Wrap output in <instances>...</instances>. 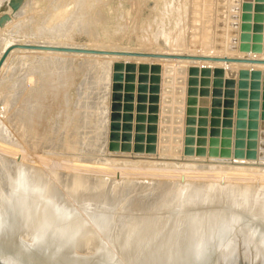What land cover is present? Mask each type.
I'll return each instance as SVG.
<instances>
[{
	"label": "rangeland",
	"instance_id": "rangeland-1",
	"mask_svg": "<svg viewBox=\"0 0 264 264\" xmlns=\"http://www.w3.org/2000/svg\"><path fill=\"white\" fill-rule=\"evenodd\" d=\"M20 1L0 0V17L7 15L10 18L9 21L7 20L8 18L3 20L2 25H0V52L9 42L38 44L56 42L68 46L75 45L78 47L100 48L105 50L156 51L205 55L218 54L264 58V0H261V9H263L261 11L263 16L261 26L263 28L259 31V34L263 36L261 41L257 39L258 32L253 30V27L256 26V21L252 18L250 21H246L250 24L249 29L242 30L241 28V24L244 22L241 19L243 14L248 12L253 17L256 13L254 10L255 6L260 0H24L19 10L14 11L15 9L13 10L11 3L17 2L18 4ZM246 2H250L252 5L250 11H243V5ZM233 20L234 22H238L236 28L231 25ZM243 37L245 40H243ZM253 37H256L257 40L253 39ZM233 38H235V42L232 41ZM242 42L261 44L263 51L261 53H253L247 50L246 52L240 51L238 46ZM229 44H236L237 50H227V45ZM215 45L221 46L222 48L215 50ZM12 52L6 58L7 61L4 64L6 67L3 66L4 69L0 72V127L4 129H0V133H2V135L0 134V143H3L0 144V146L3 145L0 148L2 150L0 151L2 153H0V206L2 204V197L4 198L10 192L11 182L8 170L11 168L10 164L12 165L16 160L25 163L28 162L37 167L41 166L40 168L41 170L44 169V172L46 170L45 168H47L46 175H48L49 180L56 187L55 190L58 196L61 199L63 198V201L70 203L73 211H79L83 215H85V212L88 215L93 212L94 214L98 213L97 215L99 213L102 214L104 218L101 215H99L100 218H95L97 215L95 214V216L93 214L97 222L99 221L102 224L109 218L108 216H114L113 218H116L115 215H118V213L119 217L121 214L129 215V213L132 217L133 214L137 217H142V215L145 217V215L159 214L161 212V214H165V209L163 208L166 207L167 200L173 197L172 195L176 192L174 186L178 176L175 177L177 171L173 163L189 162L188 160L182 161L180 159L183 157L186 158L185 156L199 158L193 159L192 161L191 159L189 160L191 163L194 162L197 165L195 168V164L193 163V168H195L193 170L194 174L197 173L198 175L202 171L204 173L203 175L200 174L201 176L193 174V178L190 179L188 184L193 185L192 187L196 186V188L203 186L206 190L208 189V184L204 182L210 179V174L207 178L203 179L204 181L201 179L199 180L201 182H199L196 179H200L202 176L204 178L209 173L207 165L212 164V162H217V159L222 160V157H217V159H215L216 157L208 156L200 157L208 152L209 149L211 150L212 147L216 148L217 156H221L223 152H227V155H229L234 150L235 153L237 152V155L244 156L242 159L245 162L240 164H245L246 167H259L260 165L264 167V66H254L244 63L230 64L228 66V68L235 70V74L229 77L223 76L222 78L223 80L232 78L235 81L233 116L231 117L230 126H227L223 117H221L220 131L222 133L223 130L226 134L224 136L219 135L214 139L208 133L203 134L201 132L203 125L199 115L197 116V113L188 111L189 106L199 108L198 100L202 96L199 90L202 86L204 87L202 84H212L213 76L212 74L209 76L201 74L191 75L187 71V68L192 66V64H197L198 66H202L203 64L222 66L220 63L212 64L209 61H193L192 63L191 60L177 62L176 60L111 57L110 55L82 53H76L75 55L74 53L62 52L42 53L39 50L26 49H14ZM117 60L134 61L137 65L142 62L149 64L159 63L161 68L167 63L185 65V72L178 73L176 77L171 73V81L169 82L166 81L168 76L166 77L162 70L160 72L158 82L160 86L158 110L155 113L157 116L155 131L148 130V125L152 123L147 121L150 115L147 109L142 113L145 116L143 122L137 120V116L141 112L136 110L138 104L137 96L139 95L136 86L139 84V72L135 71V79L132 82L134 85L132 91L134 96L133 110L131 111L132 119L125 121L121 109V115L116 120L119 127H121L118 130L119 137L115 139L110 137L112 133L111 114L113 112L111 108L114 84L113 64ZM147 74L150 75V73ZM192 77L196 79L195 83L191 82ZM121 83L124 84V80ZM145 83L149 84V80H146ZM166 84L168 85L166 86ZM191 84H195L193 85L195 92L192 94L189 93ZM181 87L182 91H180ZM166 88L169 89L166 90ZM208 88L210 90L211 85H208ZM163 90L166 91L163 92ZM121 92L124 94L123 89H121ZM189 96L195 97L197 100L196 103H189ZM161 102H163V105ZM121 103L123 104L124 102L121 101ZM145 104L148 106L149 103L146 101ZM206 117L207 120L210 118L209 112ZM127 123L130 126L124 130L123 127L127 126ZM138 127L139 129H137ZM207 128H209L208 124ZM127 130L130 132L129 136H131V139L124 141L122 135ZM166 137V144L160 146L161 144L157 142ZM152 138H154V142L149 140ZM211 139L213 143H210ZM114 141L119 145L127 143L129 149L125 151H121V149H118L119 151L110 150L109 145ZM151 143H153V151L147 149L151 147V145H148ZM136 144L141 146V149L136 150ZM4 146L6 149L3 148ZM7 149L8 151H6ZM11 150H16L14 151L16 154L14 153L13 155V151ZM238 158L240 157L234 158L235 161L241 160V158ZM228 159L226 158L225 161H228ZM75 161L76 165H74ZM171 161L173 165L169 164ZM163 162L165 166H163ZM79 163L84 167L80 166L81 164L79 165ZM131 163L135 164L133 165ZM198 163L200 166H198ZM145 164H149V168H147V165L144 166ZM105 165H108V168ZM135 165L141 168L135 167ZM74 166L76 168L78 166V170ZM88 166H90L89 169ZM150 166H153L154 169H150ZM172 166L175 168L174 172L171 170L175 174L173 176L168 171ZM262 167L258 168L259 173H255L257 171L256 169L251 173V170H248L249 172L246 171L247 174L245 172V175L241 174L239 176L240 178L242 177L241 179H238L239 177L236 176L237 179L232 178L231 180H227L230 184H235L234 186L238 188V191L243 189L241 190L242 192L249 185L251 189L247 188L244 191L245 193L241 192V199L240 196H237L240 200H246L247 202L245 201V206L240 205L239 207V204H237L239 199L234 197L233 194L229 196L232 202L229 198L225 199L226 197H224L223 200L220 195L215 194L213 204H218L221 207L217 205V208H215L214 206V211L216 209L215 212L219 209L221 211L219 210L220 212L211 216V218L215 220L221 219L224 213L222 211L225 208H233L232 206L234 205L237 206H234L236 209L241 208V212H244V214L247 212H249L248 214L256 213L258 207L253 205V209H250L252 208V204H249L248 199L249 197H253L252 195H254L255 189H257L256 186L259 183L256 184V181L253 180H257L260 177L257 178L258 174L260 175L262 172L260 170ZM144 168H147V170ZM197 168H199V172H195ZM117 169L119 171L121 170L122 174L118 175L121 171L117 172ZM128 170L131 172L127 173ZM50 171H54L52 172L53 174ZM57 171L58 173L61 172L60 175ZM167 171L171 175H168ZM54 175L59 176H56L59 179ZM65 175L67 176L66 178H64ZM74 175H78V179L74 178ZM88 178L92 181L91 183ZM70 179H74L75 183H82V180H84V184L86 182L90 184L95 182V186L94 183L92 185L94 186L93 188L90 184L89 186L88 184L81 185L77 183L75 185L80 186V189L78 188L79 186L77 187L79 189L77 191V188L74 187L73 180ZM112 179L118 181L115 182ZM193 179L195 180L193 181ZM126 180L127 183H130L127 184ZM238 182L241 183L239 184ZM252 183L254 186L251 185ZM124 184L126 187L129 186L125 189ZM108 185L111 187V190H109ZM240 185L243 186L240 187ZM122 187L124 190L120 189ZM236 187L234 188L235 190ZM252 187L253 189L255 188L254 191ZM70 190H72V193L76 190L75 193L79 192V196H77V193V195L70 193L71 196L69 197L68 192ZM103 190H106L107 193ZM99 191L100 193H98ZM111 191L113 194H111ZM247 191H249L248 194H246ZM89 192L90 194H87ZM102 193L104 195H101ZM203 194L202 191L199 192L200 196ZM91 195L94 199L92 197L90 198ZM200 196L198 197L200 198ZM216 196H219V198ZM236 199H238L237 202ZM79 201L82 202L79 203ZM220 201H222V205ZM117 203L119 205L116 208ZM198 203L192 205L193 207L191 208L193 209H184L181 211L182 214L181 212L176 213L177 215L175 217L178 214L181 217V220L177 217L179 221H176L180 224L178 223L179 229L176 225V231L179 230L181 232L184 230L182 228H185V224L191 220L192 216L195 217L197 213L200 215V211L204 209V212L206 210L209 211L208 205L202 202L200 203L202 206ZM247 203L250 205L249 207L246 205ZM3 204L5 208L8 207V202L4 201ZM226 204L230 207H227ZM256 207L257 209L254 210ZM116 209L120 211L116 213ZM126 209L132 210L127 211ZM104 211L108 215H104ZM121 211L123 212L120 214ZM195 211L198 212L196 213ZM110 212H112V215H109ZM189 212L191 213L190 215L188 214ZM204 212H202V216L200 215L202 217L201 220L205 217L210 218L209 213L205 214ZM184 214L186 216H183ZM187 215L191 218L189 220L187 218L186 221L184 218ZM125 217L122 218L123 221ZM130 217V220L135 219V217L134 219ZM101 218L106 220L102 221ZM125 220L124 223H127L128 220ZM196 220L198 219L196 218L191 221L196 222ZM114 221L111 224L116 225L118 221L113 223ZM97 222L95 221V227L96 225L99 226ZM119 222L118 227L122 224L121 221ZM165 223L166 220L163 224L161 222L162 225H160L163 226ZM5 228L7 227H0V234L5 231ZM24 236L21 235L19 238L23 242H28V238H24ZM95 247L98 248V246L91 245L89 251L91 253L94 252ZM110 249L112 252H116L115 249L117 250L116 247H110ZM250 255H254L251 247Z\"/></svg>",
	"mask_w": 264,
	"mask_h": 264
},
{
	"label": "water",
	"instance_id": "water-1",
	"mask_svg": "<svg viewBox=\"0 0 264 264\" xmlns=\"http://www.w3.org/2000/svg\"><path fill=\"white\" fill-rule=\"evenodd\" d=\"M24 0L11 3L14 11L19 10ZM17 4V5H16ZM16 5V6H15ZM262 3L261 0L255 6L256 13L253 17L246 12L242 16L241 28L249 29L250 24L246 21H250L252 18L256 21V26L253 30L258 32V41L262 40L259 31L262 30L261 21L262 16ZM252 5L250 2H246L243 5V11H250ZM7 15L0 17V25L3 20L7 19ZM235 19V18H234ZM8 21L10 18L7 19ZM233 27L238 26V22L231 23ZM257 35V34H256ZM245 37V35H244ZM243 37V40H245ZM257 37V36H256ZM256 37L253 39L257 40ZM235 42V38L232 40ZM221 46L215 45L214 49H221ZM14 49H26V50H41V51H56L66 53H82V54H99V55H111L121 57H147V58H158V59H177V60H192V61H209L212 64H219L222 66H211L204 65L198 66L197 64L187 68V71L191 75L201 74L209 76L212 74V84H202L199 90L202 95L198 104L201 112L199 118L203 128L201 132L207 134L216 139L217 136H224L226 133L220 129L221 117L227 126L231 125V117L233 116V106L235 100V84L232 78H226L223 80V76L229 77L235 74V70L228 68L230 64H259L264 65V58L248 57V56H229V55H205V54H191V53H175V52H156V51H133V50H105L100 48H89V47H78V46H58V45H47L38 43H10L8 44L0 55V68L4 63L9 53ZM240 51H252L253 53H261L263 47L261 44H249L242 42L238 46ZM227 50H237L236 44L227 45ZM223 63V64H221ZM113 94H112V114H111V129L112 133L110 137L112 139L119 137V127L116 120L121 115V109L123 111V119L130 121L132 119L131 111L133 110V99L132 94L135 79V71L139 72V84L136 86L138 90L137 106L136 110L141 112L137 116V120L143 122L145 119L142 114L146 109L149 112L147 121L152 123L148 125V130L155 131L157 122V116L155 115L158 110L159 101V79L160 72L165 73L166 81H171V73L176 72L184 73L185 66H178L174 69L172 66H166L161 68L159 63H138L129 60H117L113 64ZM258 71V70H257ZM147 73H150L148 75ZM170 73V74H169ZM148 76V77H147ZM191 82H196V79L192 77ZM124 80V84L121 83ZM146 80H149V84H146ZM207 82V81H206ZM168 85V84H166ZM191 84L189 87V93L195 92L194 86ZM208 85H211L209 90ZM124 90V94L121 92ZM169 88H166V90ZM166 90H163L165 92ZM182 91V87L181 90ZM148 93V94H147ZM209 96V97H208ZM121 101L124 103L122 104ZM146 101L149 103L146 106ZM195 97L189 96V103H196ZM164 102V100H163ZM122 105V106H121ZM210 107V108H209ZM190 112L197 113V108L189 106ZM196 110V111H195ZM210 114V118L207 120L206 115ZM125 113V114H124ZM201 115V116H200ZM208 122V123H207ZM128 124V123H127ZM207 124L209 128H207ZM126 125V124H125ZM129 124L124 126L123 129L129 128ZM141 128V127H140ZM139 129V127L137 128ZM129 130L124 132L122 139L129 141ZM154 142V138L149 139ZM126 143V142H125ZM210 143H213L212 139ZM151 147L148 150L153 151V143L148 144ZM110 150H127L129 149L128 144H117L115 141L109 145ZM135 149H141L138 144L135 145ZM216 148L210 150L209 153L216 155ZM227 152H223L221 156L229 157ZM237 155V153H236ZM237 156H241L240 154ZM244 157V156H241ZM242 210L236 208H227L224 210L221 219L215 220L213 218H205L200 221H190L185 224L183 232H187L189 229H193L194 226L202 224L201 230L205 241L199 248L195 247L196 243L193 242H179L178 247L164 248L163 246L154 248L149 253H143L138 257L130 258L128 254H124L120 249H115L116 252L109 253L101 248H96L94 252H90V246H86L83 242L74 240L70 243L57 244L51 241H42V238L38 240L34 239L31 242H23L19 238V233L15 235L10 244L0 241V264H264V219L258 216L256 213L246 215ZM186 230V231H185ZM1 236V235H0ZM197 241L199 240L198 237ZM196 240V239H195ZM198 243V242H197ZM250 247L254 252V255H250ZM162 248H164L162 250Z\"/></svg>",
	"mask_w": 264,
	"mask_h": 264
},
{
	"label": "bare ground",
	"instance_id": "bare-ground-1",
	"mask_svg": "<svg viewBox=\"0 0 264 264\" xmlns=\"http://www.w3.org/2000/svg\"><path fill=\"white\" fill-rule=\"evenodd\" d=\"M33 42V41H32ZM10 43H16V42H9L8 44ZM25 43V42H24ZM7 44V45H8ZM35 44V43H34ZM47 44V43H46ZM51 45H60V46H68V45H65L63 43H56V42H50ZM50 44H47V45H50ZM63 44V45H62ZM72 44V43H71ZM6 45V46H7ZM5 46V47H6ZM73 46V45H71ZM75 46V45H74ZM81 47V46H80ZM4 50V48L2 49V51ZM2 51L0 52V55L2 53ZM25 51V50H24ZM30 52V51H29ZM37 52V51H35ZM39 52H42V53H52V52H56V51H41L39 50ZM11 53H13L11 51ZM61 53V52H60ZM62 53H66V52H62ZM72 54V53H71ZM76 53H74L75 55ZM111 56V55H110ZM113 57V56H111ZM116 57H121V56H116ZM249 57V56H248ZM9 58V57H8ZM136 58H139V57H136ZM141 58H147V57H141ZM121 59V58H119ZM148 59H153V60H158V58H148ZM161 60V59H160ZM162 60H167V61H173V60H176L177 62L179 61H183V60H177V59H162ZM7 60L5 59L4 63L2 64L1 68H0V72L2 71L3 66L5 64ZM175 61V62H176ZM186 61H190V60H186ZM191 62L193 63V61L191 60ZM196 62V61H195ZM194 62V63H195ZM198 63V62H197ZM196 65V64H194ZM205 65V64H204ZM207 65H210V64H207ZM252 65H259V64H252ZM166 66H172L174 69H176L178 66H185L183 64H173V63H167V64H164L163 65V68H166ZM203 66V65H202ZM214 66V65H213ZM229 66V65H228ZM261 67L264 66V65H260ZM6 67V65L4 66ZM201 67V65H200ZM241 69V68H240ZM175 75V77L177 76L176 72L172 73ZM177 79V78H176ZM168 83V82H166ZM167 86V85H166ZM86 92V91H85ZM46 102V101H45ZM162 105H163V102H161ZM180 107V106H179ZM39 110V109H38ZM45 110V109H44ZM196 111V110H195ZM201 112V109H197V116L199 115L198 112ZM199 112V113H200ZM196 114V113H195ZM201 116V115H200ZM34 118V117H32ZM38 124V123H37ZM0 129H2V127H0ZM4 130V129H2ZM2 135V133H0ZM4 136V135H3ZM167 136V135H166ZM158 141V140H157ZM166 141H167V137L161 141H158L157 143L161 144L160 146H164L166 144ZM6 143V142H4ZM156 143V144H157ZM0 144H3V143H0ZM5 145V144H4ZM3 146V145H1ZM0 146V148H1ZM8 146V145H7ZM6 146V147H7ZM157 146V145H156ZM5 148V146L3 147ZM6 149V148H5ZM16 149V148H15ZM10 150V149H9ZM18 150V149H17ZM2 151V150H0ZM4 151V150H3ZM8 151V149L6 150ZM13 151V150H11ZM16 151V150H14ZM12 152L13 155L15 152ZM19 151V150H18ZM17 151V154L19 153ZM23 151V150H22ZM113 151V150H112ZM116 151V150H114ZM119 151V150H118ZM121 151H125V150H121ZM31 152V151H30ZM233 153H231V155L229 157H223V156H217V155H213L211 153L206 152L204 155H201L200 157H204V156H208V157H216L215 159H217V157H222V160H218L217 159V162H212V164H209L207 165V169L209 168V173L207 174L206 171L204 178L200 177V179H196V181H199L202 179V181H204L203 179L207 178L208 175H209V180L204 183H207L208 184V189L206 190L205 188H203V186L201 187H198L196 188L195 187H192L193 185H190L188 184L190 182V179L193 178V174H194V169L196 168V163L195 164V168H193V163L190 162L189 159H191V161L193 159H199L197 157H192V156H185L186 158H180L182 161L183 160H188L189 162H176V163H173L172 164V161L171 163L169 162L170 165H173L175 168H176V173L177 175H175L174 172L175 171V168L170 167L171 169L168 170L171 172L172 176L173 174L176 176H178V179L176 180L175 182V194H173L168 201L167 205L165 208L164 211H165V214H151V215H148L144 217V215L136 217L134 216L133 214V217L128 214H126L127 216H131L133 219L135 217L134 220H130L129 217L126 218L127 216L126 215H122L121 213L123 211L120 212V214L122 216H126L125 219H127V223L124 221H126L122 218L121 215L120 218L118 215V209L116 213H118V215H115L116 218H113L112 216H108L107 220L106 219H102L103 220H106L105 223L103 222V224L99 221L97 222V220L95 218H100L99 215L102 216V214L99 213V215H96L93 213H91L90 215H88L87 212H85V215L81 214L79 211H73V208L71 206L70 203L66 202V201H63V198L61 199L59 196H58V193L57 191L55 190L56 187H54L53 183L49 180L48 178V175H46V170L48 171L47 168H45V172L43 170H41V166L40 167H37L36 165L34 164H31V163H25L23 161H20V160H16L14 163H12V165L10 164L11 168H9V177H10V182H11V189H10V192L8 193V195L6 194V196H4V198L2 197L1 199V206H0V227L4 226V227H7L5 228V231L4 232H1V236H0V241H3L4 243H7V244H10V242L12 241V239L15 237V235L17 233L21 234V235H25V237L28 238L29 241H32L34 239H41L42 238V241H51L53 243H57L58 245L59 244H64V243H70L74 240H78L80 242H83V244L87 245V246H98V248H101L100 250H104L103 248H106V251L109 253H111L110 251V247H116L117 249H120L124 254H129L130 258H133V257H138L139 255L143 254V253H149L151 252L154 248L160 246V247H164L166 249L168 248H172V247H178L179 246V242H193V243H196L194 246L197 248H199L200 245H202L205 241L204 237H202L203 235V230H201V226L202 224L199 223V225L197 226H194L193 229H189L187 232H183L184 230H182L181 232H179V230L176 231V225H177V228L179 229L178 225L179 224L177 223V217H179V214L177 217H175V215H177L176 213L177 212H181L183 211L184 209H193L191 207H193L192 205H196L198 203V200H199V203H205L206 205L209 206V211L206 210V212L203 211H200V215L202 216V212H204L205 214L209 213V216L210 215H215L216 213L218 214V212L221 211V209H219L217 212L214 211V206L215 208H217L216 206L218 205H215L213 204L214 203V197H215V194L216 195H220L221 198L223 199L224 197H226L225 199L229 198V200L231 201V198L229 197L230 195L233 194L234 197L238 198L237 196H240V199H241V190L243 189H239L240 191H238V188L236 186H234L235 184L233 183H229L227 180H231L232 178H236L239 177L241 174L243 175L246 171L249 172L248 170H251V172H253V170H257L255 171L258 172V168L259 167H262V165H260L259 167H255V166H252V167H246L245 164H240V163H244L245 160L242 159L241 156H237L235 151L233 150L232 151ZM1 153V152H0ZM5 153V152H3ZM8 153V152H7ZM2 154V153H1ZM6 154V153H5ZM16 154V153H15ZM21 154V152H20ZM33 154V153H32ZM108 154V153H107ZM19 155V154H18ZM24 155V154H23ZM110 155V154H109ZM21 156V155H20ZM33 156V155H32ZM36 156V155H35ZM190 157V158H189ZM237 157H240L241 160L239 161H235L234 158H237ZM2 158V157H1ZM4 158V157H3ZM17 158V157H16ZM21 158V157H20ZM25 158V157H24ZM46 158V157H45ZM175 158V157H174ZM223 158H229L228 161H223ZM238 158V159H240ZM23 159V158H22ZM220 159V158H219ZM231 159V161H230ZM1 160V159H0ZM44 160V159H43ZM48 160V159H47ZM35 161V160H34ZM195 161H198V160H195ZM230 161V162H229ZM175 162V161H174ZM210 162V161H208ZM41 163V162H40ZM49 163V162H48ZM76 165V161L74 162ZM122 163V162H121ZM45 164V163H44ZM70 164V163H69ZM68 164V165H69ZM72 164V163H71ZM81 163H79L80 165ZM88 164V163H87ZM133 164V163H131ZM135 164V163H134ZM133 164V165H134ZM166 164H168L166 162ZM199 164V163H198ZM43 165V164H42ZM49 165V164H48ZM47 165V166H48ZM52 165V164H51ZM54 165V164H53ZM67 165V163H66ZM78 165V164H77ZM129 165V164H128ZM147 165V168H149V164H145L144 166ZM169 165V166H170ZM7 166V165H6ZM9 166V167H10ZM46 166V165H45ZM46 166V167H47ZM64 166V165H63ZM82 167H84L82 164L80 165ZM98 166V165H97ZM100 166V165H99ZM108 166V165H107ZM106 165L105 167L108 168ZM131 166V165H130ZM139 167L138 165H135V167ZM163 166L164 165V162H163ZM167 166V165H166ZM200 166V164L198 165ZM2 167V166H1ZM49 167V166H48ZM53 167V166H52ZM65 167V166H64ZM63 167V169H64ZM71 167V166H70ZM75 167V166H74ZM73 167V168H74ZM87 167V166H86ZM90 166H88V169H89ZM102 167V166H101ZM143 167V166H142ZM162 167V166H161ZM202 167V166H201ZM201 167H199L201 169ZM3 168V167H2ZM6 168V167H5ZM67 168H69V166H67ZM72 168V169H73ZM76 168V167H75ZM74 168V169H75ZM78 168V166H77ZM76 168V169H77ZM105 168V169H106ZM110 168V167H109ZM115 168V167H114ZM129 168H132V167H129ZM141 168V167H139ZM147 168L145 170H147ZM154 167L150 166V169ZM167 168V167H166ZM197 168V171L195 172H199ZM203 168V167H202ZM84 169V168H83ZM86 169V168H85ZM92 169V168H91ZM101 169V168H100ZM104 169V167H103ZM111 169V168H110ZM120 169V168H119ZM119 169H117L118 171L117 172H120ZM143 169V168H142ZM159 169V168H158ZM164 169V168H163ZM174 169V170H173ZM178 169V170H177ZM1 170V169H0ZM50 170V169H49ZM53 170V169H52ZM78 170V169H77ZM99 170V169H97ZM107 170V169H106ZM123 170V169H122ZM165 170V169H164ZM162 170V171H164ZM260 170L262 171L260 173V175L258 174L257 176V180H253V181H256V184H257V189H253L254 191V195H252L253 197H249L248 199V202H250L249 204H252V208L250 209H253V205L254 206H257L256 208H254V210H256V214H258L259 217H261L262 219H264V167L260 168ZM3 171V170H2ZM89 171V170H88ZM103 171V170H102ZM101 171V172H102ZM115 171V170H114ZM125 171V169H124ZM129 171V170H128ZM127 173H130L131 171H129ZM161 171V170H160ZM167 171V172H168ZM201 171V170H200ZM51 172V171H50ZM49 172V173H50ZM54 172V171H52ZM51 172V173H52ZM69 172V171H68ZM87 172V171H85ZM109 172V171H108ZM116 172V171H115ZM133 172V171H132ZM166 172V173H167ZM247 172L245 174H247ZM5 173V172H4ZM58 173V171H57ZM61 173V172H60ZM60 173H58L60 175ZM63 173V172H62ZM90 173V172H89ZM98 173V172H97ZM126 173V172H125ZM134 173V172H133ZM136 173V172H135ZM165 173V172H163ZM249 173V174H250ZM53 174V173H52ZM57 174V175H58ZM67 174V173H66ZM102 174V173H101ZM117 174V173H116ZM122 174V171L120 173H118V175ZM169 172H168V175H171ZM203 175V171L198 173L199 176ZM244 174V175H245ZM56 175V176H57ZM105 175V173H104ZM194 175H197L194 174ZM197 175V176H198ZM55 176V175H54ZM55 176V177H56ZM63 176V175H62ZM75 176V175H74ZM73 176V177H74ZM86 176V175H85ZM130 176H132L130 174ZM134 176V175H133ZM196 176V178H197ZM255 176V175H254ZM59 177V176H57ZM56 177V178H57ZM67 176L65 175L64 178H66ZM77 176H75L74 178H77ZM89 177V176H88ZM91 177V176H90ZM113 177V176H112ZM126 177V176H125ZM124 177V178H125ZM136 177V176H135ZM154 177V176H153ZM245 178V176H243ZM87 178V177H86ZM96 178V177H95ZM98 178V177H97ZM100 178V177H99ZM121 178V177H120ZM129 178V177H128ZM195 178V177H194ZM242 178V177H241ZM240 177L238 179H241ZM256 178V177H255ZM59 179V178H57ZM57 179H54V180H57ZM78 179V178H77ZM89 179V178H88ZM87 179V180H88ZM92 179V178H91ZM65 181H67L66 179H63ZM70 180H73L74 182V179H70ZM69 180V181H70ZM98 180V179H97ZM109 180V179H108ZM113 180V179H112ZM122 180H123V177H122ZM121 180V182H122ZM157 180H160V179H157ZM195 179H193L194 181ZM252 180H249V181H252ZM68 181V182H69ZM76 181V180H75ZM78 181V180H77ZM81 181V180H79ZM83 182H77L79 184H84V180H82ZM115 181V180H113ZM112 181V182H113ZM118 181V180H116ZM115 181V182H116ZM150 181V180H149ZM169 181V180H168ZM238 181V180H236ZM243 181V180H241ZM247 181V179H246ZM248 181V182H249ZM54 182V181H53ZM89 182L91 183L92 181H90L89 179ZM161 182V181H160ZM163 182V180H162ZM169 182H172L171 180ZM173 182V184H174ZM201 182V181H199ZM228 182V183H227ZM74 182V185L77 184ZM88 182H86V184H90ZM94 183V186H95V182ZM90 184L91 186L93 185ZM103 183V182H102ZM106 183V182H105ZM118 183V182H117ZM116 183V184H117ZM126 183H127V180H126ZM130 183V182H129ZM127 183V184H129ZM164 183V182H163ZM203 183V182H202ZM239 183V182H238ZM241 183V182H240ZM239 183V184H240ZM59 184V183H58ZM84 184V185H86ZM97 184V183H96ZM104 184V183H103ZM108 184V183H106ZM113 184V183H112ZM110 184V185H112ZM120 184V183H119ZM250 184V183H249ZM255 184V183H254ZM73 185V186H74ZM87 185V186H88ZM89 185V186H90ZM105 185V184H104ZM114 185V184H113ZM123 185V184H121ZM159 185V184H158ZM166 185V184H164ZM172 185V184H171ZM252 186L253 183L251 184ZM4 186V185H3ZM79 186V185H78ZM78 186H74V187H78ZM92 186V188L94 187ZM99 186V185H98ZM106 186V185H105ZM129 186V185H128ZM127 186V187H128ZM169 186V185H168ZM173 186V185H172ZM190 186V188H189ZM239 186V185H237ZM243 186V185H240V187ZM248 186V187H247ZM246 186V189L244 191L247 190V188L249 189V185ZM9 187V185H8ZM58 187V186H57ZM62 187V186H61ZM84 187V186H83ZM109 187V185H108ZM124 187L125 189L127 188L124 184ZM236 187V191L234 188ZM245 187V186H244ZM75 188V189H76ZM80 189V186L78 187ZM77 188V191H79V189ZM82 188V187H81ZM101 188V187H100ZM103 188V186H102ZM111 187H109V190ZM161 188V187H160ZM165 188V187H164ZM171 188V187H170ZM74 189V188H72ZM86 189V188H85ZM105 189V188H104ZM117 189V188H116ZM115 189V190H116ZM120 189H123L120 188ZM204 189V191H203ZM251 189V188H250ZM82 190V189H81ZM87 190V189H86ZM108 190V189H107ZM124 190V189H123ZM158 190V189H157ZM164 190V189H163ZM172 190V189H171ZM174 190V189H173ZM206 190V192H205ZM72 190H70L69 193V197L71 196L70 193ZM76 191V190H75ZM75 191H73L75 193ZM104 191V190H103ZM113 191V190H112ZM111 191V194H113ZM118 191V190H116ZM170 191V190H169ZM203 192L204 194L203 195H199V192ZM236 191V192H235ZM242 192V193H245V192ZM252 191V192H253ZM81 192V191H80ZM93 192V191H92ZM106 192V190L104 191ZM115 192V191H114ZM120 192V191H118ZM163 192V191H162ZM173 192V191H171ZM249 191L246 192V194H248ZM67 193V195H68ZM72 193V195L74 194ZM77 194L79 192H76ZM75 193V195H77ZM86 193V192H85ZM94 193V192H93ZM100 193V191L98 192ZM107 193V192H106ZM105 193V195H106ZM87 194H90L87 193ZM162 194V193H161ZM201 194V193H200ZM75 195H74V198H75ZM101 195H104V193H102ZM158 195V194H157ZM79 196V194L77 195ZM100 196V195H99ZM109 196V195H108ZM113 196V195H111ZM110 196V197H111ZM115 196V195H114ZM117 196V195H116ZM139 196V195H138ZM143 196V195H142ZM155 196V195H154ZM200 196V198L198 197ZM81 197V196H80ZM79 197V198H80ZM84 197V196H82ZM89 198V196H87ZM93 198L94 197L91 195L90 198ZM102 197V196H101ZM219 198V196H216ZM234 197H232L234 199ZM96 198V197H95ZM107 198V196H106ZM146 198V197H145ZM217 198V199H218ZM244 198V197H243ZM252 198V199H251ZM8 199V201H7ZM86 199V198H85ZM101 199V198H100ZM109 199V198H108ZM107 199V200H108ZM125 199V198H124ZM151 199V197H150ZM236 199V202L237 200ZM238 201L237 204H239V207L240 205L241 206H245V201L244 200H240ZM246 199V198H244ZM84 200V199H83ZM89 200V199H88ZM92 200V199H90ZM98 200V198H97ZM95 199V201H97ZM146 200V199H145ZM155 200V199H154ZM221 200V199H219ZM217 200V201H219ZM224 200V199H223ZM250 200V201H249ZM6 201L8 202L7 204V208L4 207V204L3 202ZM86 201V200H85ZM212 201V203H211ZM227 202V200H225ZM82 202V201H79V203ZM120 202V201H119ZM123 202V201H122ZM147 202V200H146ZM184 202V203H182ZM210 202V204H209ZM215 202H216V199H215ZM222 201H220V204L222 205L221 203ZM232 202V201H231ZM235 202V201H233ZM235 202V204H236ZM241 202V203H240ZM247 202V201H246ZM115 203V202H114ZM154 203V202H153ZM228 203V202H227ZM92 204V203H91ZM95 204V203H94ZM98 204V203H97ZM100 204V203H99ZM116 204V203H115ZM122 204V203H121ZM230 204V203H229ZM236 204V205H237ZM84 205V204H83ZM88 205V203H87ZM108 205V204H107ZM119 203H117V206L116 208L118 207ZM202 205V204H200ZM205 205V206H206ZM232 205V204H231ZM248 207L250 205H248V203L246 204ZM91 206V205H89ZM146 206V205H145ZM148 206V204H147ZM190 206V207H189ZM203 206V205H202ZM204 206V207H205ZM219 207H221L220 205H218ZM227 206V204H226ZM229 206V205H228ZM227 206V207H228ZM235 206V205H234ZM232 206L233 208L237 207V206ZM93 207V206H92ZM195 207V206H194ZM211 207V208H210ZM223 207V206H222ZM230 207V206H229ZM238 207V208H239ZM88 208V207H87ZM100 208V207H99ZM103 208V207H102ZM202 208V207H201ZM225 208V207H224ZM75 209V208H74ZM112 209V208H111ZM200 209V208H199ZM227 209V208H225ZM245 209V207H244ZM249 209V211H250ZM81 210V209H80ZM89 210V209H88ZM106 210V209H104ZM127 211L128 210H132V209H126ZM125 210V212H126ZM240 210H242L240 208ZM253 210V211H254ZM83 211V210H82ZM98 211V210H97ZM103 211V210H102ZM114 211H115V208H114ZM139 211V210H138ZM186 211V210H185ZM191 211V210H190ZM73 212V213H72ZM92 212V211H91ZM100 212V211H99ZM109 212V211H108ZM135 212V211H134ZM196 213L198 211H195ZM224 212V211H222ZM104 215H106V211L103 212ZM114 213V212H113ZM128 213V212H127ZM244 213V212H243ZM249 212H247L246 214H248ZM255 213V212H253ZM96 216L94 218V215ZM112 215V212L109 213V215ZM115 214V213H114ZM142 214V213H141ZM144 214V213H143ZM182 214V212H181ZM186 214V213H185ZM183 215V216H186V215ZM189 215L191 214L190 212L188 213ZM83 215V216H82ZM93 217H92V216ZM108 215V214H107ZM193 215V213H192ZM195 215V213H194ZM200 215L197 213L195 217L192 216L189 217L187 215L186 218V221H187V218L189 220V218H191V220H195L196 218L200 219L201 221V218ZM220 215V213H219ZM250 215V214H249ZM85 216V217H84ZM118 216V218H117ZM181 216V215H180ZM183 216H182V219H183ZM208 216V215H206ZM103 217V216H102ZM106 217V216H105ZM130 217V218H131ZM104 218V217H103ZM111 218H112V221H121L122 224L120 227L119 226V223L117 222V227H115L116 225L115 224H111ZM131 218V219H132ZM181 217H179L178 219H180ZM206 218V217H205ZM204 218V219H205ZM209 218V217H207ZM122 219V220H121ZM183 219V221H184ZM97 222V224L99 226L96 225L95 227V221ZM100 220V219H99ZM166 220V223L165 225L161 226L163 224V222H165ZM177 220V221H176ZM181 220V219H180ZM190 220V221H191ZM111 221V222H110ZM115 221L113 223H115ZM189 221V222H190ZM162 222V224H161ZM197 222V221H196ZM101 224V225H100ZM161 224V225H160ZM175 224V225H174ZM161 226V227H160ZM181 229V228H180ZM182 229H185V228H182ZM186 231V230H185ZM178 232V233H177ZM21 235H19V237H21ZM198 237V241H197V238ZM26 238V239H27ZM196 239V240H195ZM23 241V240H22ZM198 242V243H197ZM110 246V247H109ZM162 248V250L164 249Z\"/></svg>",
	"mask_w": 264,
	"mask_h": 264
}]
</instances>
